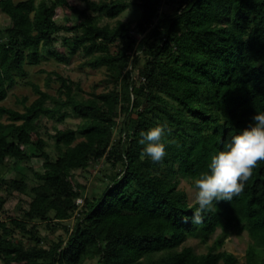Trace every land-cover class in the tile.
<instances>
[{"label":"trees","instance_id":"1","mask_svg":"<svg viewBox=\"0 0 264 264\" xmlns=\"http://www.w3.org/2000/svg\"><path fill=\"white\" fill-rule=\"evenodd\" d=\"M83 2L0 0L10 18L0 21V187L31 197L0 218V264H264V161L238 196L214 202L199 224L198 204L181 186L186 179L195 187L230 134L264 111V0H180L169 11L165 0ZM132 4L141 15L121 19ZM77 53L110 86L86 94L57 73L58 95L27 79L35 100L22 99V110L2 103L28 75L27 63L68 62ZM73 115L77 127L58 126ZM156 125L165 129L161 162L142 155L139 143ZM100 161L108 165L103 188L88 191L75 172ZM17 165L34 182L18 169L7 177ZM5 202L0 194V210ZM234 230L252 239L244 260L224 248Z\"/></svg>","mask_w":264,"mask_h":264},{"label":"rangeland","instance_id":"2","mask_svg":"<svg viewBox=\"0 0 264 264\" xmlns=\"http://www.w3.org/2000/svg\"><path fill=\"white\" fill-rule=\"evenodd\" d=\"M76 2L80 5H84L83 0H76ZM180 0H165L163 4V10H171L173 7L178 5ZM141 8L137 4H132L129 6L127 10H125L120 18L123 20H137V18L141 15ZM59 22H64L66 19L63 9H58ZM0 21L3 25H7L10 22V18L5 14L0 12ZM104 21H111V23H115L116 20L105 19ZM62 37L57 41V46L65 52L67 47L62 43ZM85 55L82 53H77L70 58L68 62L60 61L56 57H50L48 60H43L39 65H31L29 63L26 64V69L28 71V75L26 77H19L18 83L10 90V94L8 98L2 102L3 104L14 107L17 109H24V104L22 103V99L27 98L28 103H31L35 100L38 95L35 92L34 88L31 84L27 83V79L32 80L42 87V89L50 92L51 94L58 95V88L60 86V82L57 80V73L68 77L76 82H80L85 90L84 93L88 94L93 89L104 90L107 86H110L105 78V74L100 69H94L87 65H84ZM49 77H51V81L49 83ZM49 83V84H48ZM80 118L73 115L66 119V121L62 123H58L60 128L66 127H77ZM44 125L47 126V131L55 132L54 126L56 122L54 120H50L48 118H44ZM120 129H117L116 137H119ZM48 136V134H45ZM34 166L36 168H41L42 160L34 159ZM103 161H100L97 164H92L87 170H77L75 172V179L78 182H81L87 187L88 191L93 190H101L103 187L101 186V182L103 181ZM22 170L29 175V181L34 182L33 173L29 171L27 167H23L17 165L9 170H7V177H13L16 174V170ZM102 170V171H101ZM109 171V170H108ZM111 171V170H110ZM181 186L186 189L189 195V199L191 202L195 201V193L196 188L186 179H183L181 182ZM102 187V188H101ZM0 194L6 197L5 207L0 210V218H7L9 215L18 214L24 207L27 206L28 202L31 200V197L27 194L14 192L13 194H8V191L4 188L0 187ZM44 233L49 232L46 229H43ZM219 232V231H218ZM217 234L212 237L210 242L213 243V240ZM190 244H193L197 247L199 251H206L208 249L207 245H202L195 238H191L189 240ZM252 243V239L249 236L247 231L238 232L234 230L232 234L227 238L224 248L236 253L241 260H244L246 251L250 244Z\"/></svg>","mask_w":264,"mask_h":264},{"label":"clouds","instance_id":"3","mask_svg":"<svg viewBox=\"0 0 264 264\" xmlns=\"http://www.w3.org/2000/svg\"><path fill=\"white\" fill-rule=\"evenodd\" d=\"M141 54L137 46L135 55ZM165 129L161 125L141 132L139 143L145 145L142 155L153 162H161L166 156L162 142ZM264 161V111L257 110L252 123L224 142L223 150L211 157L208 169L195 180V200L192 223L199 224L202 214L213 210L214 202L231 201L244 189L259 162Z\"/></svg>","mask_w":264,"mask_h":264},{"label":"built area","instance_id":"4","mask_svg":"<svg viewBox=\"0 0 264 264\" xmlns=\"http://www.w3.org/2000/svg\"><path fill=\"white\" fill-rule=\"evenodd\" d=\"M82 201H83V199H82V198H80V199L78 200V202H79V203H82Z\"/></svg>","mask_w":264,"mask_h":264}]
</instances>
